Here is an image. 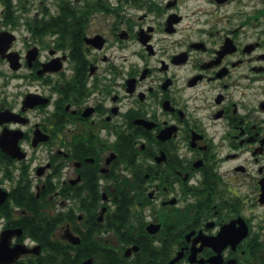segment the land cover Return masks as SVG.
<instances>
[{
  "label": "flooded vegetation",
  "instance_id": "obj_1",
  "mask_svg": "<svg viewBox=\"0 0 264 264\" xmlns=\"http://www.w3.org/2000/svg\"><path fill=\"white\" fill-rule=\"evenodd\" d=\"M5 44L0 264H264V0H0Z\"/></svg>",
  "mask_w": 264,
  "mask_h": 264
},
{
  "label": "water",
  "instance_id": "obj_2",
  "mask_svg": "<svg viewBox=\"0 0 264 264\" xmlns=\"http://www.w3.org/2000/svg\"><path fill=\"white\" fill-rule=\"evenodd\" d=\"M8 48H9L8 44L2 45V46L0 45V52L1 51L5 52ZM10 55H12V54H10ZM10 61H11V63L13 62L12 57H10ZM16 252L13 253V255H15V258L13 260H15L18 257V255H16ZM0 254L4 255V256L10 255L8 249L0 250Z\"/></svg>",
  "mask_w": 264,
  "mask_h": 264
},
{
  "label": "trees",
  "instance_id": "obj_3",
  "mask_svg": "<svg viewBox=\"0 0 264 264\" xmlns=\"http://www.w3.org/2000/svg\"><path fill=\"white\" fill-rule=\"evenodd\" d=\"M163 257L166 258L167 257V253H164Z\"/></svg>",
  "mask_w": 264,
  "mask_h": 264
},
{
  "label": "rangeland",
  "instance_id": "obj_4",
  "mask_svg": "<svg viewBox=\"0 0 264 264\" xmlns=\"http://www.w3.org/2000/svg\"><path fill=\"white\" fill-rule=\"evenodd\" d=\"M39 0H37V3H38Z\"/></svg>",
  "mask_w": 264,
  "mask_h": 264
}]
</instances>
